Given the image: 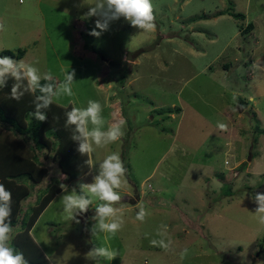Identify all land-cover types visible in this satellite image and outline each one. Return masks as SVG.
Segmentation results:
<instances>
[{
	"label": "rangeland",
	"instance_id": "rangeland-1",
	"mask_svg": "<svg viewBox=\"0 0 264 264\" xmlns=\"http://www.w3.org/2000/svg\"><path fill=\"white\" fill-rule=\"evenodd\" d=\"M151 2L155 31L141 32L121 19L96 38L87 34L95 18L80 19L87 11L76 6L81 0H0V51L52 73L55 83L65 72L76 73L74 95L46 109L38 141L51 143L47 151L23 135L35 95L25 93L16 101L7 91L0 93V175L30 165L19 160L25 158L46 172L36 182L24 174L17 181L29 196L17 214L14 240L24 244L29 226L20 229L22 219L29 224L36 216L29 235L50 264H94L85 259L93 246L119 253L101 264H264V226L251 201L255 192L264 193V0ZM226 9L245 17L235 19ZM248 23L252 29L241 32ZM138 49L143 51L132 58ZM13 83L9 78L6 87ZM89 99L103 106L104 130L123 120L124 135L81 156L72 129L56 124ZM7 117L16 128L3 126ZM60 141L80 181L58 173ZM110 152L120 153L128 181L115 205L124 226L112 238L87 230L99 201L77 224L62 211L59 187L79 192V183H91ZM8 180L0 183L12 191ZM137 205L148 213L143 223L135 220ZM161 225L168 226L172 251L150 245L161 238ZM184 248L188 254L181 259Z\"/></svg>",
	"mask_w": 264,
	"mask_h": 264
},
{
	"label": "clouds",
	"instance_id": "clouds-1",
	"mask_svg": "<svg viewBox=\"0 0 264 264\" xmlns=\"http://www.w3.org/2000/svg\"><path fill=\"white\" fill-rule=\"evenodd\" d=\"M87 6V11L80 17L81 20L95 18L94 27L87 33L90 36L100 38L110 30V26L121 19L131 27L141 32H152L156 29L155 14L151 0H94L92 4H85V0L76 5ZM4 25L0 23V31ZM38 63V62H37ZM75 70L65 72L64 78L58 83H53V75L50 72L41 73L35 64L16 60L8 55L0 57V87H6L8 79L14 83L11 87L10 98L19 101L25 93L35 94V109L28 115L39 122L47 120V112L44 111L52 105L54 100L61 97H72L74 95L72 85L75 81ZM45 83H41V81ZM235 100L236 97L233 96ZM103 106L97 100L89 99L86 107H72L65 113V127L72 129L71 139L77 142V151L81 156L94 153L97 148H103L121 140L124 135L125 122L110 125L104 130L105 119L102 115ZM222 130H227V125L218 124ZM88 163L93 167L91 160ZM91 183H79V192L76 187L61 183L59 185L62 195L60 203L62 211L67 218L79 224L78 217L85 216L90 206L96 203L94 214L87 220L92 221L87 230L92 236L103 233L106 237H115L124 226L123 212L115 207L122 197L120 190L127 185V168L119 152H110L99 162L95 169ZM251 201L256 205L254 215L257 223L264 226V193L255 192L251 195ZM12 193L3 183H0V264H29L23 251L16 249L12 244L14 229L11 224L12 215ZM138 211L135 220L143 223L148 215L145 208L137 205ZM162 229V230H161ZM167 225H161L157 230L160 239H151L150 245L159 247L165 252L172 251L171 239H166ZM188 254L184 248L180 252L183 259ZM119 256L117 250L108 247L93 246L87 253L85 259L101 264V261H113ZM48 259V256H46Z\"/></svg>",
	"mask_w": 264,
	"mask_h": 264
},
{
	"label": "trees",
	"instance_id": "trees-1",
	"mask_svg": "<svg viewBox=\"0 0 264 264\" xmlns=\"http://www.w3.org/2000/svg\"><path fill=\"white\" fill-rule=\"evenodd\" d=\"M225 13L229 14L231 17H234L235 19H244V15L241 13H233V11H230L228 9L225 10ZM251 29H252V25H251V23H248L246 25L245 29L243 31L241 30V32H243V33L248 32ZM0 55L1 56H4V55L12 56V51L2 50V51H0ZM52 82L55 83L54 80ZM41 83H45V81L42 80ZM1 91L2 92L7 91V93H4V94H7V96H8L11 92V89H9L8 87H3L0 90V93H1ZM34 95H39V92L37 91ZM44 111H46V110H44ZM158 112H161V111H158ZM3 113H4L3 109H0V118L3 115ZM12 120H13L12 117L5 118L3 126L9 125L12 128H16L17 127V126H15L16 123ZM61 124L63 125L65 123L58 122V124H56V125L59 126ZM42 125H43V122H39L38 120H35L33 117H31L28 128L26 129L25 132H23V135L25 137L31 139V142L34 145L33 146L34 148H38L39 150H41V148H44V150L47 151L51 147V143H44L43 144V142L38 141V137L41 134L40 130L43 129ZM62 127H64V126H61V128ZM0 128H1V125H0ZM19 132L21 133L22 131L19 130ZM71 135H72V133H71ZM54 137L56 138V137H58V135L55 134ZM59 140H60V137H59ZM61 144H62L61 141L57 144V146H58L57 148H58L59 154H60V159L58 160V170H59L58 173L64 174L66 180L71 181V180L78 178L81 174H79V172L74 170V167H72L73 160H72L70 155H67L66 153H64L63 149L61 148ZM35 159H37V157H35ZM19 160H21V163H23V164H30V165H28V166L24 165V166H22V168L18 167V170H13L15 172H11L8 175V177H4L3 175H0V181L1 182L3 180L9 179L7 182H10L11 186H12V191H11V193H12V204H11L12 215H11L10 219H11V224H12L13 228L16 226V223H17V219H16L17 214L19 212H21V210H22V204L21 203L25 198H27L29 196L28 187L22 185L21 183H18L19 180H21V176H23V174H24L27 178H29L31 180H35V182L42 180L46 176V172L44 169H41V168L38 169L35 166H32V163H34L33 161H31L32 159L25 158V159H19ZM29 161H31L32 163ZM27 168H30L31 172H29L28 170H25ZM40 210H42V208ZM25 219L26 218H23L22 222L20 224V229H24L25 227L29 226L27 228V232H26L27 235L25 233V236H23L24 238L22 237V239H21V242H23L24 244H21V245L16 244V239L15 240L13 239L12 244L14 245V247L16 249L23 251L25 258L28 259V261H29V264H50L46 260V258L44 257V255L41 251L34 250V247L36 248L37 246L33 243L32 239L29 235V231L31 230L32 225L35 222L36 216L34 217V219H32L30 221L29 224H28V222H26ZM26 236H28V238ZM262 240L264 242V236L262 237ZM29 241L32 243L33 247L31 246Z\"/></svg>",
	"mask_w": 264,
	"mask_h": 264
},
{
	"label": "crops",
	"instance_id": "crops-1",
	"mask_svg": "<svg viewBox=\"0 0 264 264\" xmlns=\"http://www.w3.org/2000/svg\"><path fill=\"white\" fill-rule=\"evenodd\" d=\"M244 17H245V16H244ZM226 143H227V142H226ZM228 150H229V148H228ZM205 174H206V175H210L211 173H208V174H207V173H205ZM148 176H150V174H149ZM148 176H147V177H148ZM203 176H205V175H204V174H202V175H201V178H202V179H203ZM81 178H82V176H81ZM81 178H80V177H79V179L77 178V179H76V181H80V180H81ZM201 181H202V180L198 181V182H200V183L198 184L199 186H201V185H203V184H204V182H203V181L201 182ZM199 188H200V187H199ZM202 189H203V187H202V188H200L199 190L201 191Z\"/></svg>",
	"mask_w": 264,
	"mask_h": 264
},
{
	"label": "water",
	"instance_id": "water-1",
	"mask_svg": "<svg viewBox=\"0 0 264 264\" xmlns=\"http://www.w3.org/2000/svg\"><path fill=\"white\" fill-rule=\"evenodd\" d=\"M143 50L142 49H138L136 51H134L132 54H131V57H137ZM258 255V254H257Z\"/></svg>",
	"mask_w": 264,
	"mask_h": 264
}]
</instances>
